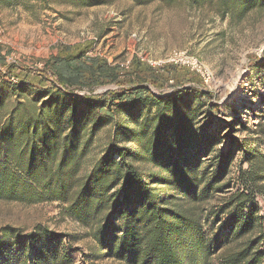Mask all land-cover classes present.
<instances>
[{"label":"trees","instance_id":"16d2710c","mask_svg":"<svg viewBox=\"0 0 264 264\" xmlns=\"http://www.w3.org/2000/svg\"><path fill=\"white\" fill-rule=\"evenodd\" d=\"M193 1L242 12L264 8V0ZM92 47V41L55 44L35 69L7 62L0 49V200L64 204L123 264H264L258 201L264 196V96L260 121L246 127L235 149L234 143L216 149L217 139L195 126L204 106L218 111L199 71L172 61L153 65L137 55L122 66ZM249 58L253 64L262 59ZM257 67L264 72V62ZM108 85L115 87L95 92ZM168 87L166 95L154 91ZM142 108L155 111L137 128L121 118ZM109 126L111 141L95 152L98 133ZM121 141L135 143L136 151ZM236 151L242 152L238 175L228 177ZM139 163L155 169L145 172ZM208 223L218 232L208 231ZM0 231V264L73 263L62 246L66 235L41 225L29 233L11 225Z\"/></svg>","mask_w":264,"mask_h":264},{"label":"rangeland","instance_id":"374dc122","mask_svg":"<svg viewBox=\"0 0 264 264\" xmlns=\"http://www.w3.org/2000/svg\"><path fill=\"white\" fill-rule=\"evenodd\" d=\"M84 41L93 42L92 53L122 66H127L134 55L153 65L174 62L171 58L176 51L196 58L202 65L208 89L217 96L212 101L218 105V111L209 113L204 106L195 126L217 139L216 149L227 150L232 143L235 149L236 140L247 135L246 127L260 121L264 72L257 64L264 62V8L242 12L234 7L200 5L193 0H176L170 5L160 0H96L92 5L80 0H0V49L7 62L35 69L43 66L53 45ZM251 53L262 59L251 63ZM109 87L115 85L98 87L95 92ZM171 90L154 89L162 95ZM195 99L192 97V101ZM154 111L142 108L131 115L124 113L121 118L137 128L147 113L152 115ZM111 128L105 127L98 133L93 145L95 152L111 141ZM117 145L134 151L137 148L128 141ZM261 148L264 151V144ZM214 154H206L204 159ZM241 158L242 152L236 151L228 177L238 175ZM129 161L137 163L138 159L131 156ZM139 164L145 172L155 169L149 163ZM243 166L248 164L244 162ZM258 201L260 214H264V196H258ZM5 225L25 233L41 225L66 235L62 246L71 253L72 264H123L107 255L106 248L97 243L89 222L76 219L59 202L27 204L0 200V229ZM207 227L208 231L218 232L217 225L213 228L208 223Z\"/></svg>","mask_w":264,"mask_h":264},{"label":"built area","instance_id":"2783aa9c","mask_svg":"<svg viewBox=\"0 0 264 264\" xmlns=\"http://www.w3.org/2000/svg\"><path fill=\"white\" fill-rule=\"evenodd\" d=\"M171 59L176 63L186 64V65L190 66L191 68L196 69L201 74L203 73L201 63L196 58H193V57H190L189 55H187L185 51H176L173 54ZM203 77H204V75H203Z\"/></svg>","mask_w":264,"mask_h":264}]
</instances>
